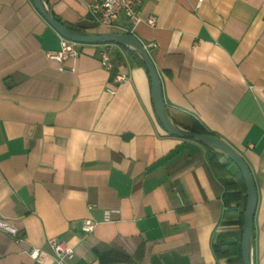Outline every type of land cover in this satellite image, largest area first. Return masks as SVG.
<instances>
[{
  "label": "crops",
  "instance_id": "0c3cea01",
  "mask_svg": "<svg viewBox=\"0 0 264 264\" xmlns=\"http://www.w3.org/2000/svg\"><path fill=\"white\" fill-rule=\"evenodd\" d=\"M94 1L44 0L69 28L136 36L173 122L245 159L257 188L252 263L264 264V0H140L141 21L121 12L113 28ZM62 38L33 0H0V215L23 237L0 230V264H34L29 248L50 237L74 246L70 264H243L237 164L165 130L133 49L79 43L60 62L49 54ZM110 46L112 72L101 61ZM88 217L98 225L85 233Z\"/></svg>",
  "mask_w": 264,
  "mask_h": 264
},
{
  "label": "water",
  "instance_id": "95a60500",
  "mask_svg": "<svg viewBox=\"0 0 264 264\" xmlns=\"http://www.w3.org/2000/svg\"><path fill=\"white\" fill-rule=\"evenodd\" d=\"M35 7L44 18L65 38L78 43L117 44L133 49L143 60L152 84V96L156 114L165 130L173 136L190 138L218 151L232 160L239 167L247 188V204L244 213L243 233L241 239V254L243 264L252 263V243L254 236V216L257 206V188L252 171L245 159L220 137L210 134L190 131L173 122L164 100L162 83L157 68L147 47L136 36L123 32H85L65 26L58 21L47 8L44 0H33Z\"/></svg>",
  "mask_w": 264,
  "mask_h": 264
},
{
  "label": "built area",
  "instance_id": "2783aa9c",
  "mask_svg": "<svg viewBox=\"0 0 264 264\" xmlns=\"http://www.w3.org/2000/svg\"><path fill=\"white\" fill-rule=\"evenodd\" d=\"M140 3V0H95L91 5V12L97 22L105 28H113L121 12L125 14L130 24L136 25L141 21ZM147 22L150 25H154L155 17L149 18ZM78 44V42L63 37L60 50L50 53L49 57L60 62L68 58L77 59L80 55ZM111 52V46L101 52L102 64L110 72L114 68ZM113 80L115 83H120L125 81L126 77L124 75H116ZM110 92L115 93V90L110 89ZM97 225L98 222L95 219L88 217L83 220L82 230L85 233H89L94 231ZM0 230L9 234L14 242H23L22 233L19 228L1 215ZM46 246V249L36 246L29 248L27 253L34 264H70L69 260L75 252L72 244L57 237H50L47 239ZM49 258L51 259V263L48 262Z\"/></svg>",
  "mask_w": 264,
  "mask_h": 264
},
{
  "label": "trees",
  "instance_id": "16d2710c",
  "mask_svg": "<svg viewBox=\"0 0 264 264\" xmlns=\"http://www.w3.org/2000/svg\"><path fill=\"white\" fill-rule=\"evenodd\" d=\"M59 21V20H58ZM121 46V45H120ZM123 47H125V46H123ZM141 59V58H140ZM141 61L143 62V60L141 59ZM143 64H144V62H143ZM201 133H208L207 131H201ZM226 244H224V241L221 239V241H220V243H219V246H220V249L219 250H217V252H219V256H224L225 254H228V253H230L231 251H230V246L229 245H226V249H224V246H225Z\"/></svg>",
  "mask_w": 264,
  "mask_h": 264
}]
</instances>
